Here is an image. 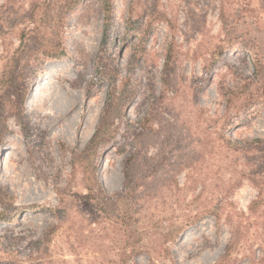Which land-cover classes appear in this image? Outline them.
Segmentation results:
<instances>
[{"label":"rangeland","instance_id":"374dc122","mask_svg":"<svg viewBox=\"0 0 264 264\" xmlns=\"http://www.w3.org/2000/svg\"><path fill=\"white\" fill-rule=\"evenodd\" d=\"M112 5L0 0V264H214L264 198V0Z\"/></svg>","mask_w":264,"mask_h":264},{"label":"trees","instance_id":"16d2710c","mask_svg":"<svg viewBox=\"0 0 264 264\" xmlns=\"http://www.w3.org/2000/svg\"><path fill=\"white\" fill-rule=\"evenodd\" d=\"M83 0H66V6H65V10L66 11H71L73 10V8L79 4L80 2H82ZM102 7H103V11H104V24H105V32H104V41L108 42L109 38L111 37V34L113 33V28H112V20H113V5H112V0H102ZM30 20L33 22L34 27L30 30H26V33H32V32H38V30L41 27V24L38 22L37 19V15L35 13V11L33 10L30 13ZM25 31V29H23L22 33ZM24 34V33H23ZM132 33L130 31H128L127 36H131ZM25 37V36H24ZM24 37L20 36L21 38V45H25V40ZM50 44L48 43H44L42 45L43 50H47V48H49ZM220 48V52H221V48H223L222 46L219 47ZM248 54L250 56H254L256 55L255 52H253L251 49H248ZM240 111V109L238 110V112ZM239 115V113H237ZM237 115V116H238ZM239 119V118H236ZM242 119H246V117H243ZM264 143V140L262 139H256V140H246V144L244 145V148L246 149H253L256 148L257 146L261 145ZM254 175H250V178H252L253 180L256 178V176ZM264 202V198L263 196H258L257 199L253 200L252 203L249 206V213H246L245 211H243L240 215V217H242L241 221L238 222V225H233L235 224L233 221V214L232 215H227V222L228 224H231V230H230V238L229 241L227 242V245L225 247L224 253L221 256V258L219 259L218 262H215L214 264H225V260H229V258H231V251L233 248H236L237 245L240 243V241L242 240V233L244 231V228L246 226V224H248V219L253 216L254 214L257 213L258 207L259 205ZM16 220V215L13 217H11L7 212L5 211H1L0 210V224H11ZM236 226V227H235Z\"/></svg>","mask_w":264,"mask_h":264},{"label":"bare ground","instance_id":"6f19581e","mask_svg":"<svg viewBox=\"0 0 264 264\" xmlns=\"http://www.w3.org/2000/svg\"><path fill=\"white\" fill-rule=\"evenodd\" d=\"M31 94L32 95H30V96H32V100H34L35 98H37L39 96V88L38 87L34 88V90L32 91Z\"/></svg>","mask_w":264,"mask_h":264}]
</instances>
